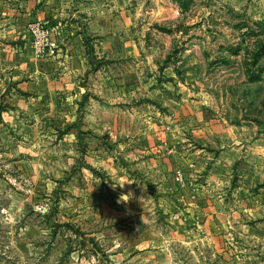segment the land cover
<instances>
[{
  "label": "rangeland",
  "instance_id": "1",
  "mask_svg": "<svg viewBox=\"0 0 264 264\" xmlns=\"http://www.w3.org/2000/svg\"><path fill=\"white\" fill-rule=\"evenodd\" d=\"M0 5L56 41L36 93L3 78L0 264H264L262 209L207 236L194 206L223 150L264 146V0Z\"/></svg>",
  "mask_w": 264,
  "mask_h": 264
},
{
  "label": "crops",
  "instance_id": "2",
  "mask_svg": "<svg viewBox=\"0 0 264 264\" xmlns=\"http://www.w3.org/2000/svg\"><path fill=\"white\" fill-rule=\"evenodd\" d=\"M32 14L33 12L30 9L17 11L16 9L0 5V97L5 93L6 99L12 102L9 105L12 106H18L19 101L17 99H11L16 94L14 90L10 92V90L5 89L3 78L9 84L17 82L16 88L17 90L19 89L18 91L34 94L37 92V87L42 80L41 76L43 74H40L36 70V67L46 64L48 68L44 73L50 72V79H52L51 75H55L52 71L56 66L55 57L48 58L44 56V58L46 57L45 59L43 57H37L41 60L35 59L34 57L36 56L32 48H30V37L27 32H24V26ZM21 76L28 79L27 82L19 83ZM6 87L8 86L6 85ZM44 94L50 93L44 91ZM262 143L261 140H257L251 146H247V150L243 149L244 146H241L239 148L229 147L221 152L220 158L223 160V163L221 166L219 162L217 164V166L221 167L220 171L210 172L206 176L209 183L207 189L209 190H206L207 194L203 195L198 199V202L194 203V206L198 208L196 213L202 216L201 223L203 225L204 235H212V229H209V226L216 224V214H219L222 222L225 221L224 224L233 223L241 225L246 223L247 218H255V220L259 218L258 215L254 217L253 213L258 212L260 209L264 211V189L256 187L255 190L251 189V192L249 190L255 186V183L264 181V173H261L260 165L262 164L264 166V146ZM239 149H243L244 153ZM257 154L260 155L258 156ZM245 165H248V170L243 172ZM220 181L233 184V193L231 192V195L226 191H224L225 193L213 195L212 192L218 189L216 186ZM249 192L250 194L247 195L249 198L246 199L248 203L243 202V193ZM230 197H234L233 204L223 202L225 199L227 201ZM217 201H221L222 203L220 205V212L215 211ZM224 207L227 211L224 210ZM201 208H204L202 210L203 213L201 212ZM193 214L196 216L195 212ZM252 234H254L253 229H251L248 235L251 236ZM205 238L207 237L205 236Z\"/></svg>",
  "mask_w": 264,
  "mask_h": 264
},
{
  "label": "built area",
  "instance_id": "3",
  "mask_svg": "<svg viewBox=\"0 0 264 264\" xmlns=\"http://www.w3.org/2000/svg\"><path fill=\"white\" fill-rule=\"evenodd\" d=\"M30 45L36 57L49 56L56 49L53 30L42 23H33L27 27Z\"/></svg>",
  "mask_w": 264,
  "mask_h": 264
},
{
  "label": "clouds",
  "instance_id": "4",
  "mask_svg": "<svg viewBox=\"0 0 264 264\" xmlns=\"http://www.w3.org/2000/svg\"><path fill=\"white\" fill-rule=\"evenodd\" d=\"M130 195H131V194H122V195L120 196V200H121V199L129 200Z\"/></svg>",
  "mask_w": 264,
  "mask_h": 264
},
{
  "label": "trees",
  "instance_id": "5",
  "mask_svg": "<svg viewBox=\"0 0 264 264\" xmlns=\"http://www.w3.org/2000/svg\"><path fill=\"white\" fill-rule=\"evenodd\" d=\"M21 94V93H20ZM83 100H86V96L85 97H83ZM4 110V109H3ZM1 112H2V110L0 109V115H1ZM64 227H67V228H71V226L70 225H63Z\"/></svg>",
  "mask_w": 264,
  "mask_h": 264
}]
</instances>
